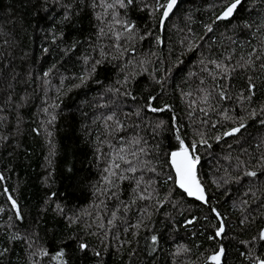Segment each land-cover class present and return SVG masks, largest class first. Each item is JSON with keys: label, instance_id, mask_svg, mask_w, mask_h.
<instances>
[{"label": "snow or ice", "instance_id": "1", "mask_svg": "<svg viewBox=\"0 0 264 264\" xmlns=\"http://www.w3.org/2000/svg\"><path fill=\"white\" fill-rule=\"evenodd\" d=\"M180 3L13 0L2 13L0 264H229V249L232 264H264V0H202L183 27ZM32 21L39 60L19 39ZM74 93L83 147L69 159L57 134ZM26 134L46 149L32 207L22 176L7 183L30 158Z\"/></svg>", "mask_w": 264, "mask_h": 264}, {"label": "trees", "instance_id": "2", "mask_svg": "<svg viewBox=\"0 0 264 264\" xmlns=\"http://www.w3.org/2000/svg\"><path fill=\"white\" fill-rule=\"evenodd\" d=\"M13 0H0V20L4 17L2 13L7 11V6ZM198 8H202V0H181L180 3V12H177L175 16H173V21H175L180 27H183V23L181 22L180 17L186 14V12H192L194 14V19L200 18V13L195 10ZM20 6L16 4V14L19 15ZM31 20V17H28ZM195 26V25H193ZM35 29V30H34ZM19 39L23 46H26V50H29L38 60L40 59V48L43 43L41 39V33L39 29H36L35 21H32V26L27 27L26 30H19ZM69 67H71L69 65ZM90 87H95L94 85H90ZM80 97L77 94H73L71 99L67 100L66 103L69 105V108L65 109V118L61 120L59 124L60 131L57 134V140L62 145V152L66 151L69 159L72 158L71 154L73 149L82 148L83 146L77 140V136L79 135L78 131H74V129H78L79 123V114L75 113V104L79 103ZM75 113V118L73 114ZM161 118H167V114H161ZM24 144L28 147L30 158H25L24 156L19 157L13 161L15 172L9 174L11 178L8 180V185L10 187H14L17 179V175H20L26 181L25 189L22 192L21 203L25 204L27 207H32L35 205L36 200L41 194L40 188L37 183V176L42 171L41 164L43 162V156L46 153V149L42 146V138L41 137H33L30 134H26L24 139ZM214 149L217 153H219V148H216L214 145ZM202 152V166L201 172L204 175V178L208 180L213 172L215 171V161L213 157L201 149ZM78 155H82V153H78ZM9 163V157L7 151H0V167L3 164ZM226 197H220L222 209L231 210L232 201L229 200L228 203H225ZM3 202V197L0 196V203ZM230 219H234V217H230ZM181 236H185L183 230H181ZM188 237L185 236V240L181 242H187ZM143 240H141V246H143ZM17 254L19 255L20 249L17 248ZM230 255L228 258L229 264H232V261L235 259V250L229 249ZM15 260L16 257H13ZM108 264H119L118 257L112 256L108 257Z\"/></svg>", "mask_w": 264, "mask_h": 264}]
</instances>
